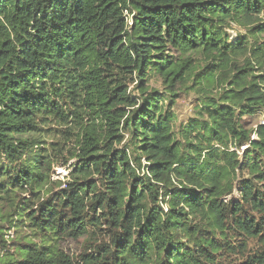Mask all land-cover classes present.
<instances>
[{"label":"trees","instance_id":"1","mask_svg":"<svg viewBox=\"0 0 264 264\" xmlns=\"http://www.w3.org/2000/svg\"><path fill=\"white\" fill-rule=\"evenodd\" d=\"M263 113L264 0H0V264H264Z\"/></svg>","mask_w":264,"mask_h":264},{"label":"rangeland","instance_id":"2","mask_svg":"<svg viewBox=\"0 0 264 264\" xmlns=\"http://www.w3.org/2000/svg\"><path fill=\"white\" fill-rule=\"evenodd\" d=\"M247 30L244 28H239V27H232V29L229 30V34L231 35V39L235 40L238 38L239 35H246ZM194 57L196 61V56ZM198 62L203 61L202 59L197 60ZM149 85L152 88L158 89L160 91L164 90L163 83L161 78L154 76L150 79ZM192 80L187 82V84L182 85L178 87L177 91L178 94L176 96V103L172 105V108L175 110L176 115L178 117L177 124H186L192 117L196 116V107L199 103L200 97L203 96V94H200L199 91L195 88H192ZM135 86V83L132 85L131 88ZM171 106V105H170ZM264 122V113L259 114L255 117H247L245 116L243 118V125L246 126L247 128L251 129L257 126L258 123H263ZM255 137V135L253 136ZM246 146L242 147V150L245 149ZM75 160H70L67 164L64 165H58L55 164L52 166L51 170V180L54 182L58 181H65L66 178L69 176L70 172L72 171V165ZM60 186L57 184H51L50 190H56ZM27 197L29 195H26ZM13 223V222H12ZM6 224L5 228V239L8 241H13L17 231H15L14 228L11 227V224L9 225L8 223ZM25 233H29V238L37 240V237L33 234V232H29V228L25 229ZM62 250L68 254L69 256H75L78 255L82 250H83V240L78 239V240H65L61 243ZM10 249V248H9ZM13 250V248H11Z\"/></svg>","mask_w":264,"mask_h":264}]
</instances>
